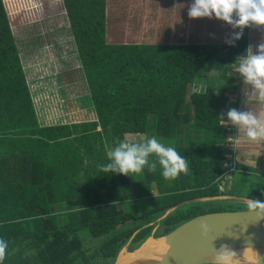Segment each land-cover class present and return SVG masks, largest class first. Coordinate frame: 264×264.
Returning a JSON list of instances; mask_svg holds the SVG:
<instances>
[{"label": "trees", "instance_id": "trees-1", "mask_svg": "<svg viewBox=\"0 0 264 264\" xmlns=\"http://www.w3.org/2000/svg\"><path fill=\"white\" fill-rule=\"evenodd\" d=\"M36 7L42 17L66 19L76 54L71 62L79 64L94 120L41 121L29 85L35 79L27 76L28 66L45 56H21L26 43L13 33L36 19ZM106 30V0H0V238L9 245L4 264H114L123 248L133 252L149 237H164L197 216L244 211H207L192 203L188 211L177 208L163 218L161 232L152 235L157 221L177 205L223 195L227 150L221 144L228 132L219 118L230 108L229 87H207L189 97L188 89L224 49L109 44ZM246 30L225 56L243 52ZM39 39L36 49L44 47ZM183 124L186 146L178 148ZM126 135L174 143L188 161V174L171 185L159 166L154 174L146 167L142 176L102 173L105 144L115 146ZM235 174L227 194L264 202V183L244 196L239 189L245 176L236 182ZM146 200L148 207L139 206ZM99 238L102 243L88 256L85 246Z\"/></svg>", "mask_w": 264, "mask_h": 264}, {"label": "crops", "instance_id": "crops-1", "mask_svg": "<svg viewBox=\"0 0 264 264\" xmlns=\"http://www.w3.org/2000/svg\"><path fill=\"white\" fill-rule=\"evenodd\" d=\"M113 1V6L111 0L109 2V6L106 4L108 6L106 7V11L108 12V17L110 18V20L107 18L108 25L106 30V40L109 44L158 45L160 41L164 42L165 38L166 45H207L222 48L224 49L222 50L223 52L220 53L219 56H216L212 60L213 62L211 61L208 65L207 69L210 68L208 72L206 74H201L205 80L207 78V75L210 77L208 83L206 85L205 82H203L202 84L193 85V82L189 86L188 97L191 93L199 92L207 87L226 85L229 87V95L231 90H233V92H235L238 96L240 111L249 110V104L245 102V97L243 95V90L246 86L243 84V81L240 78L239 74L234 70L237 69L239 57L245 54L246 49L251 47L252 52L255 53L257 46L261 43H264V31L256 28H247L245 37H243L242 42V45L244 47L243 52L233 53L232 56H225V54L227 53L226 51L229 52L230 50L228 49L232 47L229 44L225 43V41L229 38L233 30L230 28V26L226 25L222 21L216 20L215 18H189L188 8L193 3V0ZM111 6L112 10L111 12H109L108 9ZM110 13H113L112 17H110ZM113 19L116 25L113 24ZM110 23L112 24V26ZM238 41L234 42L235 46ZM220 56H223V58ZM72 75H74L75 77ZM58 77L61 78L63 85L67 88L68 91L73 89L68 88L69 86H72L73 83H75L73 81H76L77 77L81 78L80 71H74L73 73L68 72L65 74H63L62 71V73L59 74ZM80 83L82 85L81 80ZM199 86L200 88H198ZM67 90L64 93L58 90L59 97L63 98V96H65L66 99H69L70 96L66 95V93H68ZM250 103L253 106H258V102L256 101H252ZM85 121L90 120L68 121V123H82ZM183 125L187 126L185 124ZM234 133L239 141V158L237 160L239 171L236 172V174L245 176V178L250 177L254 183H264V151H262L261 154L256 157V155L258 154V148H260L259 150H264V146H256L251 143L245 142L243 133L238 132L237 129L234 131ZM176 148L177 146H175V149ZM244 158H255L256 166L254 168H249L243 163L239 162L243 161ZM232 187L233 179L230 190H232ZM226 192H229V187L228 191ZM226 192L225 194L220 196L198 198L196 200L198 201V203H202V205L210 204L212 202H220V204H223V202H234L229 198L234 196H231ZM154 196L157 195L155 194ZM244 199L245 202L243 204H240L246 205L247 199ZM236 203L239 204L238 202ZM172 210L168 211L166 213V216ZM164 217L160 218L157 221L152 231V235L160 231V224ZM150 238L154 239L153 237H149L148 239ZM123 250L128 252L127 247L123 248L121 252Z\"/></svg>", "mask_w": 264, "mask_h": 264}, {"label": "clouds", "instance_id": "clouds-1", "mask_svg": "<svg viewBox=\"0 0 264 264\" xmlns=\"http://www.w3.org/2000/svg\"><path fill=\"white\" fill-rule=\"evenodd\" d=\"M191 19L208 18L224 22L233 30L225 43L234 46L241 39L245 28H256L264 31V0H193L188 8ZM238 30V31H237ZM237 71L243 84L245 102L249 110L239 111L231 108L227 111V122L243 133L244 141L256 146H264V43L257 46L253 53L251 47L239 57ZM219 90V89H218ZM217 90V91H218ZM258 102V106L250 102ZM224 122V114L220 116ZM258 148L259 156L262 151ZM108 163L100 166L102 173H115L124 176L143 174L147 167L148 173H156L161 169V175L166 181L177 179L181 173L188 174V161L181 156L175 147L165 146L157 137H145L142 141H117L115 146L105 144ZM151 157H155L150 161ZM249 168L256 166V159L239 161ZM245 213L254 215L256 220H264V202L247 199ZM201 237H207L209 228L205 222L199 224ZM8 242L0 238V264H4L8 256ZM232 256L236 254L230 251ZM219 255V254H217ZM255 264H264V256L256 253Z\"/></svg>", "mask_w": 264, "mask_h": 264}, {"label": "rangeland", "instance_id": "rangeland-1", "mask_svg": "<svg viewBox=\"0 0 264 264\" xmlns=\"http://www.w3.org/2000/svg\"><path fill=\"white\" fill-rule=\"evenodd\" d=\"M109 2L110 0H106V4L108 6L110 4ZM111 3L113 6L114 1L111 0ZM107 5L106 7H108ZM112 6L109 9L107 8L109 12H111ZM37 9L38 8L36 7V10H34L36 19L30 21V23L22 24L21 27L18 26L16 28H13V33L15 37L18 38V40L22 41L23 43H26V46H23V50L26 53L24 54L22 50L21 56H45L44 58L41 59H35L36 66L34 68L28 66V76H27V79L28 78H30L31 80L35 79L33 83L29 81L30 83L29 85L32 88V90L35 92L34 97L37 100L36 104L39 108L41 121H43V124L49 125L56 123L58 120L63 118H65L67 122L94 120L96 116L93 109H88L86 105L85 94L87 93V91L80 83L81 78L77 77L76 79L77 81L73 83L72 86L68 87L69 89L71 88L73 89L68 91L67 88L63 85L61 78L58 77V75L61 74L62 71L63 74H65L74 69L77 72L79 69V64L77 62H74V65L73 62H71L76 54L73 52L75 48L72 45L69 32L67 33L69 29L66 19L60 17V15H51L50 17L48 16L42 17ZM112 16L113 13H110V17ZM107 18L110 20V18L108 17V12H107ZM113 24L116 25L114 19H113ZM37 37L41 38L39 39V41L42 40L44 45V47H40V49H36V47L39 46L38 41L36 42L34 41ZM31 41L35 42V45L31 44L30 43ZM165 45H166L165 38H164V42L160 41L158 43V46H165ZM58 56H60V58ZM220 57L223 58V56ZM66 59H68L69 63H67ZM62 60L67 64H62L61 63ZM206 69L207 68H205V70L201 71V73H199L196 76L193 85L202 84L203 82H205L206 85L208 83L210 77L207 75V78L205 80L201 75V74H206L210 68H208L207 70ZM40 84L46 89L43 92H39L38 85ZM198 88H200V86ZM58 90H60L63 93L66 92L67 90L69 94L66 93V95H69L70 98L66 99L65 96H63V98L59 97ZM185 134H186L185 126L183 125L181 127V136H180L178 148H183L184 146H186ZM197 135L199 136V134ZM145 137H149V136L126 135L124 140L137 142V141H142ZM192 138H194V135H192ZM158 140L161 143H163L165 146L175 147L174 143L168 144L166 143V140H164L163 142L161 138H158ZM140 175L142 176V174ZM242 179L243 178L239 174H235V180H238L236 182H239ZM244 179H245V184L244 185L242 184L239 190L241 195L247 196L251 193L250 191L254 188L253 185L255 183L251 180L250 177ZM170 184L171 185L174 184L172 180ZM153 185L154 183L152 184V186ZM224 186L226 188L229 187V191H230L231 188L230 183L227 182L225 183ZM155 194L157 195V192H155L154 195ZM239 198H243V197H239ZM146 202L147 200L145 202L142 201L139 202V206L148 207L150 204L149 202L147 203ZM193 204L192 203L184 204L180 206L179 209L182 210L183 212H186L190 209L191 205ZM202 206H205V209L207 211L210 210L218 211L220 209L246 210V205H242L240 203L237 204L236 202H231V203L223 202V204H220V202H212L210 204L202 205ZM194 209H196V207ZM85 235L87 236L86 233L85 234L83 233V236ZM103 239L104 238H99L95 240V242L92 241L90 243H87L85 247L87 249L86 252L88 256L93 254L94 252L93 250H95L96 247L102 243ZM84 241L87 240L85 239Z\"/></svg>", "mask_w": 264, "mask_h": 264}, {"label": "water", "instance_id": "water-1", "mask_svg": "<svg viewBox=\"0 0 264 264\" xmlns=\"http://www.w3.org/2000/svg\"><path fill=\"white\" fill-rule=\"evenodd\" d=\"M229 198L234 202L242 204L245 202L244 198ZM189 203H198V201L179 204L171 209V212ZM245 211H224L197 216L164 237L158 238L164 239L167 246L164 252L129 264H231L221 261L222 257L230 253H220L225 250L235 252L247 248L264 256V220L257 221L254 215ZM202 221L209 228L207 237L200 235L199 224ZM240 264H255V262Z\"/></svg>", "mask_w": 264, "mask_h": 264}, {"label": "bare ground", "instance_id": "bare-ground-1", "mask_svg": "<svg viewBox=\"0 0 264 264\" xmlns=\"http://www.w3.org/2000/svg\"><path fill=\"white\" fill-rule=\"evenodd\" d=\"M166 247L167 246L164 243V239L150 238L132 253L123 250L117 257L115 264H129L136 260L148 258L153 254L157 255V253L164 252L166 250ZM234 253L236 254L235 256L229 254L228 256L222 257L221 261L231 264L255 262L256 253H254V251L251 249L247 248L237 250Z\"/></svg>", "mask_w": 264, "mask_h": 264}, {"label": "built area", "instance_id": "built-area-1", "mask_svg": "<svg viewBox=\"0 0 264 264\" xmlns=\"http://www.w3.org/2000/svg\"><path fill=\"white\" fill-rule=\"evenodd\" d=\"M238 73L237 69L234 70ZM229 109L235 108L240 111V103L238 102V96L233 90H231V94L228 99ZM228 109V110H229ZM223 127H225L228 135L226 136L222 146L227 150V154L225 155V161L222 164V168L226 171L224 174V180L219 184V191L222 194H225L228 191L224 185L225 183L232 184L233 174L238 172L239 169L237 167V160L239 158V141L234 131L236 130L235 126L231 125L227 122V117L225 115L224 122L222 123Z\"/></svg>", "mask_w": 264, "mask_h": 264}]
</instances>
